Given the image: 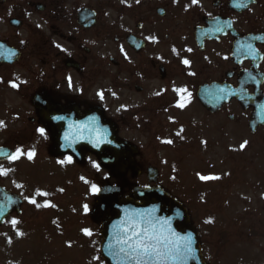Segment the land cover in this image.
I'll list each match as a JSON object with an SVG mask.
<instances>
[{
  "label": "flooded vegetation",
  "instance_id": "1",
  "mask_svg": "<svg viewBox=\"0 0 264 264\" xmlns=\"http://www.w3.org/2000/svg\"><path fill=\"white\" fill-rule=\"evenodd\" d=\"M0 42L17 54L15 64L0 63V149L14 152H50L57 144L83 151L81 135L96 130L101 113L118 135L127 124L165 130L143 116L168 110L166 94L175 105L183 95L190 99L184 108L233 125L241 121L236 99L216 114L201 102L217 103L228 89L264 94V0H0ZM153 81L159 97L150 95ZM134 82L143 104L128 103L126 112L118 111L116 97L106 103L98 95L119 94ZM104 83L119 85L103 89ZM204 87L212 88L200 96ZM20 119L26 124L19 127ZM69 156L78 167L97 162L92 155L83 165L71 155L49 158ZM6 179L0 176V187Z\"/></svg>",
  "mask_w": 264,
  "mask_h": 264
},
{
  "label": "rangeland",
  "instance_id": "2",
  "mask_svg": "<svg viewBox=\"0 0 264 264\" xmlns=\"http://www.w3.org/2000/svg\"><path fill=\"white\" fill-rule=\"evenodd\" d=\"M135 84L122 87L119 94L114 90L104 93V101L109 103L116 97L121 112L128 110V103L142 106L140 97L133 93ZM116 85L119 83H104L102 87ZM149 86L147 83V89ZM160 90L153 81L150 95L159 97ZM165 99L168 110L152 114L149 108L143 116L151 127L157 119L163 122L165 130L153 134L152 129L148 132L138 125L121 127L119 138L139 148L142 169L139 177L129 175L120 183L124 193L129 194L134 185L144 186L146 169L157 167L159 185L189 210L209 264H264V129L256 136L249 134L240 111L236 114L245 123L232 128L224 117L177 108L169 94ZM111 114L119 122L113 111ZM19 121V127L26 124L24 119ZM207 128H214V132H209L206 147ZM25 136L29 142L31 137ZM166 140L173 143H164ZM30 151L35 152L32 160L27 158ZM23 152L18 161L5 167L9 170L5 186L19 193L25 205L21 217L9 219L0 228V264H102L95 259L99 228L90 218L97 194L92 187L112 184V175L92 161L82 167L62 165L61 160L52 161L47 152ZM201 175L220 179L202 181ZM37 191L49 195L37 196ZM31 198L56 207L37 208L28 202ZM13 219L20 222L16 227L11 224ZM84 229L91 230L92 236H85Z\"/></svg>",
  "mask_w": 264,
  "mask_h": 264
},
{
  "label": "water",
  "instance_id": "3",
  "mask_svg": "<svg viewBox=\"0 0 264 264\" xmlns=\"http://www.w3.org/2000/svg\"><path fill=\"white\" fill-rule=\"evenodd\" d=\"M100 121L101 125L97 134L91 135L89 132L84 135L82 146H85L86 153L96 156L101 166L108 169L115 179L125 178L129 171L139 174V166L135 162V157L138 155L137 149L116 138L117 131L112 123L102 119V116H100ZM262 125H264V110L263 107H260L252 117L251 127L256 130L258 126ZM57 146L60 147L59 144ZM59 149L52 151V154H73L80 163L83 162V159L80 158L84 156V150L75 152L58 151ZM10 155H12L11 152L5 149L0 150V161ZM157 176L156 170L152 168L148 170L151 183L157 181ZM7 197L15 198L10 194ZM7 197L1 196L0 199L6 200ZM20 207L21 199L19 198ZM3 208V213L0 214V224L9 216L14 206L7 205ZM137 214L144 220L150 219L156 227H170L175 237L182 238L181 242L187 239L191 240L192 254L184 264H206L201 254L200 236L192 228L187 210L178 201L170 198L159 188H135L133 197L122 198L120 187L105 186L98 193L92 218L102 225L101 255L108 264H117L118 260L109 249V244L114 243L116 226Z\"/></svg>",
  "mask_w": 264,
  "mask_h": 264
},
{
  "label": "snow or ice",
  "instance_id": "4",
  "mask_svg": "<svg viewBox=\"0 0 264 264\" xmlns=\"http://www.w3.org/2000/svg\"><path fill=\"white\" fill-rule=\"evenodd\" d=\"M137 2H139V0H137ZM192 2L196 3L197 0H192ZM189 51H191V49H189ZM183 63L185 65H190V62L186 59L183 60ZM192 75H194V73H192ZM12 87H17V85L13 84ZM175 91H177L178 94L187 93V96L189 98L191 97V93L187 92L185 88L175 89ZM98 95L103 99V93H99ZM156 95H160V93H156ZM187 103H190V99L186 102L185 97L181 95V100L176 106L183 109L187 106ZM2 126L3 123L0 122V127ZM39 132L42 136L45 135V130L43 128L39 129ZM164 143L171 144L173 142L171 140H166ZM246 143L247 142L241 145V149L246 147ZM24 154L23 150L18 148L14 154L8 156V159L10 162H15ZM34 156V151L27 153V158L29 160H32ZM72 162V157L70 156L66 161H59L62 165L65 163L71 164ZM97 167L99 166L97 165ZM8 171V169L0 166V176H6ZM199 178L202 181L220 179V177L203 175ZM85 182L87 183V181ZM92 190L93 192L99 191L95 185H93ZM36 195L46 197L49 194L37 191ZM28 202L35 205L37 208L56 207L51 203L39 204L35 198L29 199ZM84 208L85 212H87L88 206L85 205ZM207 222L211 223V221ZM19 223L20 222L16 219L11 220L13 227H16ZM83 231L85 236H92L91 230L84 229ZM19 235L23 236V233H19ZM113 239L114 243L109 244V249L112 255L118 258L117 264H184L192 254L190 239L181 242L182 238L175 237L170 227H156L150 219L144 220L139 217L138 214L129 217L126 221L117 225Z\"/></svg>",
  "mask_w": 264,
  "mask_h": 264
}]
</instances>
